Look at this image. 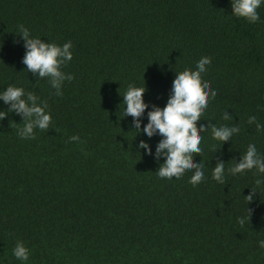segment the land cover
<instances>
[{
	"label": "trees",
	"instance_id": "1",
	"mask_svg": "<svg viewBox=\"0 0 264 264\" xmlns=\"http://www.w3.org/2000/svg\"><path fill=\"white\" fill-rule=\"evenodd\" d=\"M256 11L250 24L231 14V0H0V91L23 87L22 98L34 94L51 114L47 129L22 139L23 114L0 100V264H22L11 252L17 240L29 249L23 264H264V184H255L264 174L211 176L249 143L264 154V131L247 123L254 115L264 124V4ZM19 24L45 42L71 41L61 70L73 78L60 95L22 63ZM202 56V83L216 95L194 123L202 140L192 162L204 178L193 186L190 171L156 175L160 136L136 134L120 103L129 83L145 85L142 129L175 72ZM221 124L239 131L213 140Z\"/></svg>",
	"mask_w": 264,
	"mask_h": 264
},
{
	"label": "clouds",
	"instance_id": "2",
	"mask_svg": "<svg viewBox=\"0 0 264 264\" xmlns=\"http://www.w3.org/2000/svg\"><path fill=\"white\" fill-rule=\"evenodd\" d=\"M262 4L264 0H231V14L254 24L259 20L256 10ZM17 33L24 40L25 54L22 63L26 69L41 78L47 77L55 94L60 95L63 82L73 78L71 74L61 70V66L72 59L71 41L63 44L45 42L40 37L31 35L29 29L23 24L17 25ZM208 66L209 58L202 56L196 61L193 69L185 68L182 71H176L166 103L163 107L151 106L147 111V122L142 129L139 118L145 113V109L149 108L148 103L143 99L145 85L141 87L129 83L121 95L120 105H123V117L133 118L132 123L136 134L142 131L149 138L153 135L160 136L155 147V156L163 158L155 171L160 178L179 179L184 172L190 171L192 174L189 177V183L193 186L204 178V165L193 163L192 158L194 154L201 153L202 140V135L194 128V123L203 115L209 100L216 95L215 89L210 90L207 83H202V74L206 72ZM24 96L23 87L11 84L0 91V100L6 104L10 103V110L23 114L22 127L17 128V135L22 139H30L33 138L34 129L43 130L49 127L51 114L46 111L47 104L44 101L36 103L37 97L34 94L28 93L26 99L22 98ZM5 115V112L0 111V120ZM221 119L228 121L232 117L223 112ZM247 123H254L258 132L264 131V124L257 121L254 115L248 117ZM210 129L212 139L221 143L239 131L235 125L226 124L212 126ZM200 131L203 132V125ZM79 139L78 135L69 137L70 141H79ZM138 148L151 154V148L144 140L139 142ZM253 169L258 174H264V154L257 151L255 144L249 143L238 163H234L226 170L225 163L218 162L212 168L211 176L213 180L223 183L226 171L236 174ZM255 184L260 186L264 184V180H261L258 175ZM245 197L247 202L253 200L254 191H250ZM247 212L250 216L251 209L247 208ZM238 222L242 224L244 221L238 218ZM257 245L264 249V239L258 240ZM11 252L12 256L22 264L29 258V249L23 241L17 240Z\"/></svg>",
	"mask_w": 264,
	"mask_h": 264
}]
</instances>
